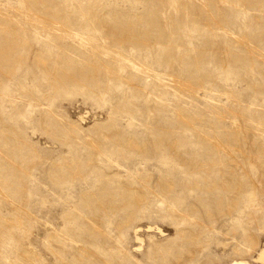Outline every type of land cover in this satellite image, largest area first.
Wrapping results in <instances>:
<instances>
[{"label": "rangeland", "instance_id": "obj_1", "mask_svg": "<svg viewBox=\"0 0 264 264\" xmlns=\"http://www.w3.org/2000/svg\"><path fill=\"white\" fill-rule=\"evenodd\" d=\"M260 247L264 0H0V264Z\"/></svg>", "mask_w": 264, "mask_h": 264}, {"label": "bare ground", "instance_id": "obj_2", "mask_svg": "<svg viewBox=\"0 0 264 264\" xmlns=\"http://www.w3.org/2000/svg\"><path fill=\"white\" fill-rule=\"evenodd\" d=\"M70 36H72V37H74V38H77V39H82V37H81L78 33H75V32H73V33L70 32ZM132 69H134L135 71L141 72V69L138 68V67L135 66V65H132ZM145 71H147V72L153 74L154 77L157 78L158 80H159V78L162 76L161 74H159L158 72H156L155 70H152V69H147V68H146ZM147 229H148V231L156 230L160 235H162V233H163L158 227H156V228L148 227ZM139 232H140V229H139V228H136L135 231H134L135 240H136V242L139 244V246L137 247V250H139V249L142 247V244H143V242H144L143 239L140 237ZM244 232H245V231H244ZM184 233H185V232H184ZM184 237H188V238L190 239V235H189V234L185 235ZM250 238H251L250 234H248V233H244V237H243V235L241 236V242H240V243H241L242 245H244L245 247H248V246H250V244H251V242H250ZM176 239H178V237H177ZM190 240H192V239H190ZM181 241H182V240H181ZM190 242H191V241H190ZM190 242H188V243H190ZM248 243H249V245H248ZM190 244H191V243H190ZM180 245H181V244H180ZM177 246H178V245H177ZM171 247H172V245L169 246L168 248H171ZM189 249H191V248L189 247ZM190 251H191V250H190ZM191 253H192V255H193V252H191ZM190 257H191V256H190ZM254 257H255V261H256V262H259V263L264 264V247H260V248L256 251V255H255ZM221 264H222V263H221ZM226 264H251V262H249L248 260H246V259H244V258L235 257V258L229 260Z\"/></svg>", "mask_w": 264, "mask_h": 264}]
</instances>
